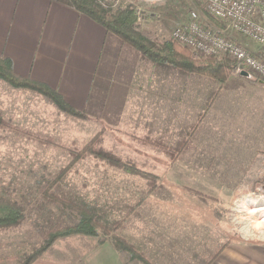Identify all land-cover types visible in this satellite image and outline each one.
Instances as JSON below:
<instances>
[{
  "label": "rangeland",
  "instance_id": "1",
  "mask_svg": "<svg viewBox=\"0 0 264 264\" xmlns=\"http://www.w3.org/2000/svg\"><path fill=\"white\" fill-rule=\"evenodd\" d=\"M109 1L140 8L144 20L136 26L156 40L170 38L191 10L211 27L222 22L205 13L202 0ZM228 77L222 86L203 76L201 91L203 85L214 90L207 112L201 114L204 99L201 107L195 99L187 114L176 108L179 123L161 132L169 115H152L156 108L147 99L129 98L115 113L74 107L85 115L79 118L0 79L7 121L0 126V200L18 203L25 213L20 226L0 230V264H21L49 228L78 219L69 207L44 201L50 182L51 191L95 212L109 232L59 237L31 264H210L224 243L264 240V208L252 211L264 207V155L240 147L253 134L243 124L245 102L264 91L250 87L257 78L235 70ZM219 116L234 123L215 130ZM187 118L198 131H183Z\"/></svg>",
  "mask_w": 264,
  "mask_h": 264
},
{
  "label": "crops",
  "instance_id": "2",
  "mask_svg": "<svg viewBox=\"0 0 264 264\" xmlns=\"http://www.w3.org/2000/svg\"><path fill=\"white\" fill-rule=\"evenodd\" d=\"M226 33L256 49L252 41L238 33ZM0 55L11 59L16 73L46 82L80 110L97 106L100 110L122 112L129 98L147 99L156 108L152 115H169L161 121L165 128H158L159 132L179 123L175 118L179 107L185 108L187 114L195 99L198 107L204 99L201 114L207 112L208 99L214 93L205 85L201 91L203 76L140 59L136 49L122 44L95 20L52 0H0ZM250 87L264 91V82L259 80ZM245 104L248 117L243 124L253 134L240 147L255 148L260 150L256 153L264 155V92ZM219 117L215 130H227L234 123ZM195 127L199 126L192 125L190 118L182 125L184 132ZM210 264H264V240L232 241Z\"/></svg>",
  "mask_w": 264,
  "mask_h": 264
},
{
  "label": "trees",
  "instance_id": "3",
  "mask_svg": "<svg viewBox=\"0 0 264 264\" xmlns=\"http://www.w3.org/2000/svg\"><path fill=\"white\" fill-rule=\"evenodd\" d=\"M75 8L77 11L89 16L102 25L109 33L119 38L122 44L136 49L140 59L148 60L156 64H168L176 69L189 72L193 75L212 78L214 81L225 82L228 76L234 71V61L226 56H212L203 58L192 55L186 47L179 46L171 38L156 40L148 37L136 26V16L134 7L131 4L113 6L109 0H52ZM216 26L222 28L223 22H216ZM0 79L6 81L14 87H21L33 90L44 95L52 101L60 110L75 117H85L82 111L75 109L63 95L46 82H42L30 77L21 76L13 69L10 58L0 55ZM214 98H210L208 103H212ZM0 126H7L3 115L0 112ZM168 148V146H165ZM173 148V147H172ZM74 161V160H73ZM66 172V169L62 173ZM57 179V177H56ZM53 182H50L42 191V196L50 202L61 203L78 214V219L70 224L58 225L49 228L43 235L37 248L26 255L21 264H31L59 237L70 234L96 235L101 229L103 233H108L106 224L101 223L96 213L77 204L74 201L65 199L51 191ZM25 219L24 209L21 205L13 201L0 200V230L11 229L20 226ZM110 225V224H109ZM120 247L127 248L133 255L138 256L137 250L127 245L119 236H115ZM103 243V242H99ZM226 243L222 244L214 254V259L222 250ZM142 260H146L144 257ZM211 259V260H212ZM210 260V261H211Z\"/></svg>",
  "mask_w": 264,
  "mask_h": 264
},
{
  "label": "built area",
  "instance_id": "4",
  "mask_svg": "<svg viewBox=\"0 0 264 264\" xmlns=\"http://www.w3.org/2000/svg\"><path fill=\"white\" fill-rule=\"evenodd\" d=\"M203 10L224 23L211 27L198 11L175 25L170 38L202 57L225 55L235 63V71L264 82V0H202ZM136 20L143 22V11L134 9ZM232 30L256 45H247L227 35Z\"/></svg>",
  "mask_w": 264,
  "mask_h": 264
},
{
  "label": "bare ground",
  "instance_id": "5",
  "mask_svg": "<svg viewBox=\"0 0 264 264\" xmlns=\"http://www.w3.org/2000/svg\"><path fill=\"white\" fill-rule=\"evenodd\" d=\"M257 205V204H256ZM257 206H259V205H257ZM264 207L263 206H261V207H258V208H255V209H251L252 211H258V210H261V209H263ZM261 220V219H260ZM262 222V221H261ZM258 223V222H257ZM264 223V222H263Z\"/></svg>",
  "mask_w": 264,
  "mask_h": 264
},
{
  "label": "water",
  "instance_id": "6",
  "mask_svg": "<svg viewBox=\"0 0 264 264\" xmlns=\"http://www.w3.org/2000/svg\"><path fill=\"white\" fill-rule=\"evenodd\" d=\"M241 74H242V75H245V74H246V71H242Z\"/></svg>",
  "mask_w": 264,
  "mask_h": 264
}]
</instances>
